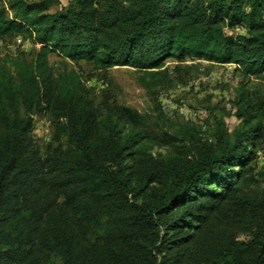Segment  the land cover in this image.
Returning a JSON list of instances; mask_svg holds the SVG:
<instances>
[{
	"label": "trees",
	"instance_id": "obj_1",
	"mask_svg": "<svg viewBox=\"0 0 264 264\" xmlns=\"http://www.w3.org/2000/svg\"><path fill=\"white\" fill-rule=\"evenodd\" d=\"M57 4L0 0V39L38 46L0 60V264H264V0ZM187 59L240 72L239 124L171 127L164 152L144 115L95 103L68 68H130L153 91Z\"/></svg>",
	"mask_w": 264,
	"mask_h": 264
},
{
	"label": "rangeland",
	"instance_id": "obj_2",
	"mask_svg": "<svg viewBox=\"0 0 264 264\" xmlns=\"http://www.w3.org/2000/svg\"><path fill=\"white\" fill-rule=\"evenodd\" d=\"M55 1L58 4L50 9L51 13L67 7L71 0ZM239 32L241 31L236 30L227 33ZM35 48L37 47L28 39L22 37L1 38L0 60L20 51L30 58ZM49 61L53 67H58L61 63L60 58L54 54L49 56ZM68 68L81 73L95 103L107 97L113 104L129 107L144 115L149 122L148 131L156 136L149 143L154 151H165L167 146L161 133L171 127L188 124L208 129L212 115L223 116L230 131L239 124L234 116L232 100L242 76L235 70L234 65L219 66L191 59L181 64L168 62L167 68L173 71L169 78L171 86L166 83L162 88H154L153 91H146L141 83L142 73L130 68L95 71L93 66L86 62H79L77 65L69 62ZM249 87L255 92L262 88L260 81L254 79L250 81ZM157 105L165 116L164 122L157 118ZM35 127L39 130V133H34L35 139L44 143L51 133L48 118L35 119ZM255 166L258 172L264 169V143L259 149Z\"/></svg>",
	"mask_w": 264,
	"mask_h": 264
},
{
	"label": "built area",
	"instance_id": "obj_3",
	"mask_svg": "<svg viewBox=\"0 0 264 264\" xmlns=\"http://www.w3.org/2000/svg\"><path fill=\"white\" fill-rule=\"evenodd\" d=\"M38 47V46H37ZM34 133L36 134V133H39V130L35 127V129H34Z\"/></svg>",
	"mask_w": 264,
	"mask_h": 264
}]
</instances>
